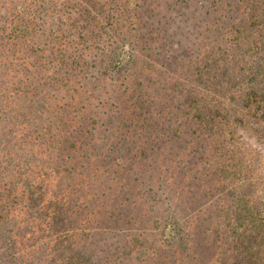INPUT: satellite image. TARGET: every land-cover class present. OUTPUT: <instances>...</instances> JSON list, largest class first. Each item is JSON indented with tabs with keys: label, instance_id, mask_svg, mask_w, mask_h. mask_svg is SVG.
<instances>
[{
	"label": "trees",
	"instance_id": "16d2710c",
	"mask_svg": "<svg viewBox=\"0 0 264 264\" xmlns=\"http://www.w3.org/2000/svg\"><path fill=\"white\" fill-rule=\"evenodd\" d=\"M192 53L201 64L185 78ZM139 57L151 67V79L127 80L128 65ZM222 63L235 68L220 83ZM111 76L118 81L106 79ZM186 86L194 92L185 100ZM147 107L154 117L144 118L145 135L135 137L131 120ZM180 117L188 124L173 126L172 118ZM249 121L264 124V0H0V264H154L137 236L126 247L99 226L114 220L102 200L115 198L122 184L107 183L102 191V181L114 182L118 168L133 174L123 159L158 151L186 157L184 150L191 154L196 144L197 162L212 168L204 171L203 196L220 195L235 176L242 180L232 135ZM188 160L178 170L182 178L190 176ZM124 199L135 202L132 193ZM242 211L219 228L247 222ZM122 213L115 219L146 228ZM173 218H162L161 241L173 240ZM158 224L153 220L150 228ZM192 234L198 258H210L204 241L209 245L213 235L197 225ZM256 255L250 249L241 262L260 264ZM159 258L179 261L162 252Z\"/></svg>",
	"mask_w": 264,
	"mask_h": 264
},
{
	"label": "rangeland",
	"instance_id": "374dc122",
	"mask_svg": "<svg viewBox=\"0 0 264 264\" xmlns=\"http://www.w3.org/2000/svg\"><path fill=\"white\" fill-rule=\"evenodd\" d=\"M197 3H199V1L192 3L191 6L197 7ZM202 19L205 21V17ZM177 31L181 32V38L185 36V25L179 26ZM249 39L251 40V37ZM248 43L247 40L246 42L240 43V45L242 48H245L249 45ZM165 48L167 52H169L168 48ZM173 50H176V48H173ZM234 52L240 54V52H236V50ZM229 56L232 59H238L236 54L229 53ZM196 58L199 60L198 62H195ZM189 59L190 69H185L183 73L185 78H188V76L193 73V66L201 64V57L199 55L196 57L195 54L192 53ZM222 64L224 65V67L222 66L223 69H220L216 74L217 81H220V83L224 81L226 76L227 78L232 77L231 72L235 68V65L230 64L227 66V63ZM99 65L100 63L98 62L95 70L98 76L100 74ZM186 65V67H189L188 64ZM137 69L138 71L136 73L129 75ZM126 73L128 74L126 77L127 80H129L130 76H134L137 79H151L153 71L147 63L143 64L142 58L139 57L128 65V69L124 74ZM116 75L118 74L116 73ZM106 79L112 80V82L118 81L115 76ZM181 82L186 84L183 80ZM89 83L90 82L85 84L86 88ZM155 87L156 85H152V88ZM189 87L190 86H186L187 90L183 92L185 100L192 96V92H194V90L189 89ZM91 88H94V85H91ZM198 89L201 90V87H198ZM210 90L214 93L216 91L215 86L210 88ZM94 93L99 94L97 92ZM154 101L156 100L154 99L151 104H154ZM148 109L149 107L142 108L140 110L143 111L141 116L131 120L130 124L135 125V123H137V130L134 127L132 133L135 137L145 135L144 130L140 131L143 129L141 122H143L144 118L154 117L152 114L154 112ZM103 110L110 113L111 109L106 104V108ZM119 111L120 109L116 110L113 115H115V117L119 116ZM182 111L183 109L179 108V112ZM127 114V111L122 113L123 116ZM96 115L95 113V117ZM96 119L98 122L99 118L96 117ZM251 120L256 121V118ZM169 122L170 120L167 118L165 125ZM171 122L173 126L178 124L184 126L188 124L182 117L176 120L172 118ZM261 123L262 122H259L256 125L249 121L246 130L243 127L242 130L233 133L232 139L239 145L233 147V151L236 153L235 158H238L240 161V167H242L241 173L243 176L241 175V181L236 180L237 176H235L234 184L228 187H222L220 195L219 192L216 194L213 191L212 193H208V196H203L205 187L201 184L204 179V171L207 173L212 168L210 167L211 165L208 166L197 162L200 158L198 144V146L195 144V150H192L191 154L189 153L190 155L184 150L183 153L186 157L158 151L148 154L145 157L135 155L128 159H123L128 161V167L134 172L128 175V172H124V169L118 168L117 172L112 174L114 182L102 181V191H107L104 187L107 183H116L119 181L122 184L116 188L115 198L110 199V197H107L105 201L102 200L103 209L107 212H114V220L111 219L107 224L99 223V226H102L103 230L105 229V231L111 232L117 238V242L126 245V247L130 239L133 236H137L140 241L146 244L149 250V257L151 259L148 260V262H153L154 264H161L159 258L160 252L166 255L173 254L176 259L179 260L178 262H174V264H248L249 262H244V260H242V263L241 259L244 258L250 249L257 252L256 257L261 260L259 263L264 264V124ZM128 133L131 134V132ZM128 133L126 132V135ZM255 139L257 140L255 141ZM119 155L120 154H118V156ZM186 158L189 160L185 171L190 176L182 178L180 174H178V170L181 171V167ZM118 160L120 161L121 158ZM112 169H116V167L114 168L113 166ZM134 174H138L141 177L139 182H135L132 179ZM100 179L98 174L94 175L95 186H97L96 182L100 181ZM83 180L85 183H89L92 179H90L89 176H83ZM113 186L114 184L109 188L112 189ZM245 186L247 188H243ZM149 188L152 189V194H148ZM224 191L225 194L223 193ZM130 193L134 196V203L124 199V197ZM119 195L121 197H116ZM148 195L149 197H146ZM219 196H224L225 199L223 203L216 204L215 200L218 199ZM247 199H249V203L245 202ZM211 204H214L216 208H211ZM139 207H141L140 210ZM242 208L246 212V216H248V221L242 225L237 223L236 228L232 227L230 230L222 231L221 229L226 222L225 219L231 220L229 224L231 226L234 223L232 221L237 218ZM121 212H123L122 215L125 217H137V225L146 228H133L135 225L133 219L128 222L116 220L115 218H118ZM250 217H252L251 221ZM162 218H173L178 225V230L173 233L174 236L171 242L161 241V230L159 229L164 220ZM153 220L159 223L154 230L150 228L152 227ZM213 222L216 224L213 225ZM259 222L262 223V226L259 225ZM187 224L192 226L191 232L183 231V225ZM196 225L206 229L210 235H213L209 245L204 241V245L208 248L203 250V254L206 250L212 251L210 258H198L199 246L197 248L196 241L193 239L192 234ZM215 226H217V231L214 228ZM258 228H261V230ZM236 229L237 235L229 237L228 234H234ZM103 236L104 235H100L101 238ZM202 240H204V238H202L201 241ZM221 251H224L222 255ZM144 257H146V255L143 256V258ZM256 264L258 263L256 262Z\"/></svg>",
	"mask_w": 264,
	"mask_h": 264
}]
</instances>
